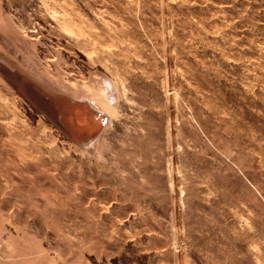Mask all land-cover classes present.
I'll list each match as a JSON object with an SVG mask.
<instances>
[{
    "label": "rangeland",
    "instance_id": "1",
    "mask_svg": "<svg viewBox=\"0 0 264 264\" xmlns=\"http://www.w3.org/2000/svg\"><path fill=\"white\" fill-rule=\"evenodd\" d=\"M0 264H264V0H0Z\"/></svg>",
    "mask_w": 264,
    "mask_h": 264
},
{
    "label": "flooded vegetation",
    "instance_id": "2",
    "mask_svg": "<svg viewBox=\"0 0 264 264\" xmlns=\"http://www.w3.org/2000/svg\"><path fill=\"white\" fill-rule=\"evenodd\" d=\"M98 113V117L101 118V114L99 112ZM102 119V123H106V120L107 118L104 116V118H101Z\"/></svg>",
    "mask_w": 264,
    "mask_h": 264
},
{
    "label": "bare ground",
    "instance_id": "3",
    "mask_svg": "<svg viewBox=\"0 0 264 264\" xmlns=\"http://www.w3.org/2000/svg\"><path fill=\"white\" fill-rule=\"evenodd\" d=\"M65 115H66V117H67L66 119H67L68 121L71 120V119L73 120V116H72V115H69V114H65ZM69 122H70V121H69Z\"/></svg>",
    "mask_w": 264,
    "mask_h": 264
}]
</instances>
